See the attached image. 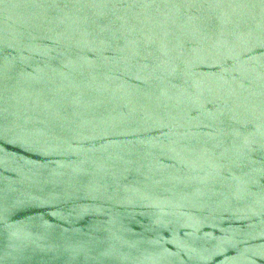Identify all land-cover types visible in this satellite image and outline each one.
Instances as JSON below:
<instances>
[{
  "label": "water",
  "instance_id": "1",
  "mask_svg": "<svg viewBox=\"0 0 264 264\" xmlns=\"http://www.w3.org/2000/svg\"><path fill=\"white\" fill-rule=\"evenodd\" d=\"M0 264H264V0H0Z\"/></svg>",
  "mask_w": 264,
  "mask_h": 264
}]
</instances>
